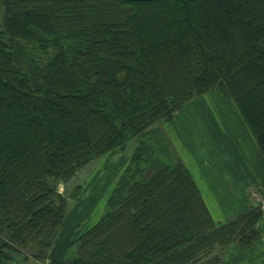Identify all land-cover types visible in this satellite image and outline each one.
Returning a JSON list of instances; mask_svg holds the SVG:
<instances>
[{
    "label": "trees",
    "instance_id": "1",
    "mask_svg": "<svg viewBox=\"0 0 264 264\" xmlns=\"http://www.w3.org/2000/svg\"><path fill=\"white\" fill-rule=\"evenodd\" d=\"M0 264L47 262L76 176L137 141L73 258L48 264H221L262 208L218 226L192 174L151 127L213 90L264 157V0H0Z\"/></svg>",
    "mask_w": 264,
    "mask_h": 264
},
{
    "label": "crops",
    "instance_id": "2",
    "mask_svg": "<svg viewBox=\"0 0 264 264\" xmlns=\"http://www.w3.org/2000/svg\"><path fill=\"white\" fill-rule=\"evenodd\" d=\"M206 96L214 106L205 99ZM180 111V123H176V115L168 128L176 145V151L171 153L175 156L174 161L180 159L192 174L215 223L223 226L262 208L257 225L260 236L252 246L242 250L233 243L225 248L217 247L212 256L221 258V264H264V157L254 136L235 104L220 90L194 99ZM191 118L197 122L191 120L190 123ZM172 130L176 131L178 140ZM126 152L106 156L103 163L113 161L114 164L103 165L109 169L107 175L93 181L70 205L47 263L72 259L64 260L70 243L98 222L79 235V228L87 226L95 217L99 203L104 199L107 203L114 185L129 165L133 154ZM118 159L120 172L116 174L112 170Z\"/></svg>",
    "mask_w": 264,
    "mask_h": 264
},
{
    "label": "rangeland",
    "instance_id": "3",
    "mask_svg": "<svg viewBox=\"0 0 264 264\" xmlns=\"http://www.w3.org/2000/svg\"><path fill=\"white\" fill-rule=\"evenodd\" d=\"M0 25H1V18H0ZM205 99L211 104V105H215L214 103H212V101L210 100L209 96H206ZM179 113V114H178ZM177 113L178 117L176 120V123H180L181 118H182V112L179 111ZM191 120H193L194 122H197V119L195 118H191L190 119V123ZM171 122H159L157 124H155L154 126L151 127V132H152V142L155 146L156 149V156L159 157V159L162 160L163 164L168 165L171 164V159L169 157L166 156V146L168 149H170L171 152H173L174 150L176 151V145L174 143V139L172 137V135L170 134L168 128L170 127ZM193 125V123H192ZM175 134V140H178V136L175 130H172ZM168 133V134H167ZM193 139H195L193 137ZM137 145V141H132L128 144L127 147V154L128 153H132L135 151ZM183 151V148H182ZM174 153V152H173ZM120 156H116V158H118ZM105 159V158H103ZM115 159V158H114ZM118 161H115V166H114V170H112L114 173L119 174L120 172V166L118 167L119 163ZM104 160L101 161H96L94 163H92L89 167H87L86 171H83L80 173V175L78 174L76 177L77 180H74L70 183L71 186H63L60 185V191L61 192H65L66 194H70L72 191V187L79 184V183H83L84 184V190H83V194L84 191L87 190V187H89L90 184H92V182L95 180L99 179L103 176V175H107L108 172V166H113L114 164L111 162L108 163H103ZM104 164H108L107 167L105 168L103 165ZM70 205H73L74 201H70ZM105 208H106V204H105V199L103 201H101L96 209L95 212V217L91 218V220H89V223L87 226L85 227H81L79 228V235L82 234L83 232H85L88 228H90L93 224H95L99 218H101V216L104 214L105 212ZM78 235V236H79ZM76 236V237H78ZM75 237V238H76ZM71 245H69L66 254L64 255V260H69L71 258H73V256L76 253L77 247L76 246H72V243H70ZM15 260H16V264H48L47 262H38L34 259H29V260H25V255L23 253H17L15 254Z\"/></svg>",
    "mask_w": 264,
    "mask_h": 264
}]
</instances>
